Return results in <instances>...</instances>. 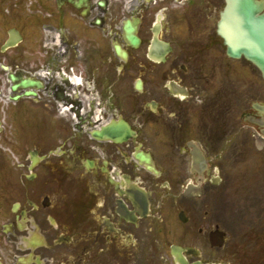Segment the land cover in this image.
Here are the masks:
<instances>
[{"label":"flooded vegetation","instance_id":"1","mask_svg":"<svg viewBox=\"0 0 264 264\" xmlns=\"http://www.w3.org/2000/svg\"><path fill=\"white\" fill-rule=\"evenodd\" d=\"M224 6L39 0L0 27V264H264L240 255L264 240V79Z\"/></svg>","mask_w":264,"mask_h":264},{"label":"water","instance_id":"2","mask_svg":"<svg viewBox=\"0 0 264 264\" xmlns=\"http://www.w3.org/2000/svg\"><path fill=\"white\" fill-rule=\"evenodd\" d=\"M218 31L224 38L228 54L251 61L264 78V1L226 0ZM12 44L13 33L7 46ZM181 263L189 264L183 259Z\"/></svg>","mask_w":264,"mask_h":264},{"label":"rangeland","instance_id":"3","mask_svg":"<svg viewBox=\"0 0 264 264\" xmlns=\"http://www.w3.org/2000/svg\"><path fill=\"white\" fill-rule=\"evenodd\" d=\"M39 1V0H38ZM37 5V0H0V27L8 26L13 21L20 19L27 20V13L34 12ZM238 198V206L240 204L239 195H235ZM241 203H244L241 202ZM245 237V235H244ZM240 240L242 242V249H240V255H264V240L249 241L244 238Z\"/></svg>","mask_w":264,"mask_h":264}]
</instances>
